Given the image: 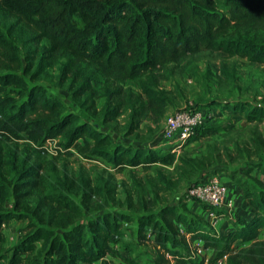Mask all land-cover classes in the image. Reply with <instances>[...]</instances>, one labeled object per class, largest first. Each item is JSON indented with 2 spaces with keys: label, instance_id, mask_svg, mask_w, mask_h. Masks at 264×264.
<instances>
[{
  "label": "trees",
  "instance_id": "trees-1",
  "mask_svg": "<svg viewBox=\"0 0 264 264\" xmlns=\"http://www.w3.org/2000/svg\"><path fill=\"white\" fill-rule=\"evenodd\" d=\"M205 52L264 66V0H0L2 264H118L113 258L121 264H203L191 255L198 245L212 249V261L264 264L261 132H251L248 147L235 146L237 157L248 160L242 175L227 166L233 155L227 151L223 158L210 143L204 153L191 156L126 144L106 130L127 114L123 134L139 137L140 122L160 116L167 105L160 82ZM221 67L230 80L229 68ZM42 82L64 87L94 120L68 111ZM100 97L104 102L98 107ZM220 108L234 122H264V95L255 103L238 99ZM215 133L216 127L203 122L183 146ZM54 138H59L60 153L72 149L84 158L104 160L115 171L139 166L144 176L131 173V183H123L124 198H116L112 173L92 182L83 170L70 172L42 145ZM154 164L173 166L175 178L159 167L148 174ZM211 169L235 181L253 209L248 219H229L233 228L222 235L190 213L181 197L169 202L160 195L173 191L181 179ZM200 203L222 216L221 210ZM12 219L26 225L7 248L3 227ZM133 221L137 237L153 246L152 262L140 263L118 247L132 251L123 243L122 227Z\"/></svg>",
  "mask_w": 264,
  "mask_h": 264
},
{
  "label": "rangeland",
  "instance_id": "rangeland-1",
  "mask_svg": "<svg viewBox=\"0 0 264 264\" xmlns=\"http://www.w3.org/2000/svg\"><path fill=\"white\" fill-rule=\"evenodd\" d=\"M222 63L232 73L230 80L222 71ZM42 83L45 84L49 92L60 98L68 111L78 113L83 120L88 119L90 122L94 120V118L90 117L72 102L69 93L64 87H57L49 82ZM160 88L164 89L167 93V105L160 116H149L140 122L139 137L125 136L123 134V128L127 122V114H122L117 120L110 123L108 125L109 129H106L105 125H102V129L108 130L120 142L134 146L154 147L158 151L165 152L171 148L170 142L162 136L165 117L178 110H198L204 116V123L216 127L217 133L180 147L177 154L196 156L204 153L206 144L210 143L215 145L223 158H225V152H230L234 160L230 162L226 161L227 166L230 169H237V172L243 175V169L247 167L248 160L246 157H237L235 146L238 145L239 148L248 147L253 130L259 131L264 135V122H247L244 119L234 122L229 113L221 110L220 105L223 102H232L238 99L248 100L253 103L259 100L264 95V66L253 64L240 57L223 58L217 53L205 52L200 59L187 62L184 70L177 73L170 80H162ZM215 101H219V103ZM103 102L104 97H100L97 100L98 107ZM230 125L233 128L227 129ZM58 141L59 138L48 139L42 145L50 154L58 157L59 163L65 162L70 172L77 174L79 170H83L92 182L100 175L112 173L118 185L116 198H120L121 200L124 198L123 183L128 185L131 183V173H134L137 177L144 176L145 172L139 166L125 167L120 171H115L104 160L84 158L72 149L70 150L71 153L64 151L60 153ZM251 158L254 159L253 157ZM156 167H159L165 174L175 178L174 168L171 165L154 164L148 170V174L154 175ZM209 173H212V169ZM224 175L226 174L224 173ZM202 176L203 174H198L193 178H183L173 191L160 192V195L165 197L169 202H177L179 197L186 201L189 199L186 196L187 190ZM258 176L261 177L260 175ZM250 183L252 182L250 181ZM144 194L148 204H151V194L148 191H145ZM71 196L75 201L79 202L80 197L78 195L71 194ZM96 200H100V198L97 197ZM12 204L13 199L10 197L6 202V206L10 208ZM122 209L124 210L125 208L122 207ZM131 214L136 216L135 213ZM25 225V220L17 219H12L8 224L4 225L5 246L7 248L12 247L20 239ZM122 228L124 231L123 243L128 244L132 251L130 252L128 249H125L122 244H118V247L128 253V255H134L140 263H144L148 259V252L152 250L148 247V242L137 237L136 222L124 223ZM263 236L264 230H261L259 238ZM110 257L107 256V258ZM113 259L118 264H121L119 259ZM209 259L205 264H224L221 258L213 261ZM95 264H99V262Z\"/></svg>",
  "mask_w": 264,
  "mask_h": 264
},
{
  "label": "built area",
  "instance_id": "built-area-1",
  "mask_svg": "<svg viewBox=\"0 0 264 264\" xmlns=\"http://www.w3.org/2000/svg\"><path fill=\"white\" fill-rule=\"evenodd\" d=\"M203 122L204 116L201 111L193 109L175 111L165 117L162 136L170 142L172 150L178 151L194 127ZM225 192V184L216 175H208L199 178L189 187L186 196L215 209L224 210L233 205L232 200L225 198Z\"/></svg>",
  "mask_w": 264,
  "mask_h": 264
},
{
  "label": "crops",
  "instance_id": "crops-1",
  "mask_svg": "<svg viewBox=\"0 0 264 264\" xmlns=\"http://www.w3.org/2000/svg\"><path fill=\"white\" fill-rule=\"evenodd\" d=\"M208 175H216L219 180L223 184H225V198L232 200V207L222 210V216H217L214 211H212L211 209H204L201 206V203L194 199H187L185 202L190 213L201 216L218 235H222L233 228L232 223L229 221V219H234L236 216L248 219L252 216L253 209L248 204V197L243 194L242 190L239 189L236 182L233 181L230 177L224 175L223 172L205 173L202 177H207ZM148 247H150L152 251L148 252V259L146 260V262H152L154 249L151 243H149ZM211 253V248H200V245H198L196 252L192 251L191 255L197 260L202 259L203 264H205L209 259ZM96 262H94L93 264H95Z\"/></svg>",
  "mask_w": 264,
  "mask_h": 264
}]
</instances>
